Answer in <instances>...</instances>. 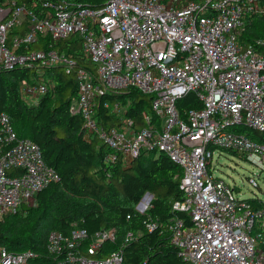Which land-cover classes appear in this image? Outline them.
<instances>
[{"label": "built area", "instance_id": "built-area-1", "mask_svg": "<svg viewBox=\"0 0 264 264\" xmlns=\"http://www.w3.org/2000/svg\"><path fill=\"white\" fill-rule=\"evenodd\" d=\"M41 2L48 5L45 12L15 1L0 5V71L39 61L70 72L72 61L64 53L29 45L42 36L59 40L78 31L96 67L94 72L77 69V95L69 104L70 113L82 120L84 137L98 136L108 146L107 163L160 150L182 168L183 198L173 202V209L186 212L191 224L182 218L165 224L145 219L146 228L169 234L191 264H264V207L239 197L211 167L215 148H220L264 171V142L238 131L245 125L264 131V35L253 43L240 42L251 19L264 15V0H105L99 8L35 0ZM23 23L26 32L9 43V31ZM49 88L42 76L20 85L30 103ZM131 88L152 96L151 111L160 124L147 111L140 124L126 114L120 99L105 98ZM189 92L200 106L182 116L177 102ZM108 109L117 116L115 125L104 123L101 111ZM58 180L39 144L20 137L10 114L0 111V218L32 204ZM249 181L259 186L255 176ZM150 194L137 204L139 212L150 207ZM135 237L129 232L126 241ZM114 239L115 229L93 235L83 228L69 234L55 230L47 250L56 264H123L122 250L98 257ZM34 255L1 246L0 264H29Z\"/></svg>", "mask_w": 264, "mask_h": 264}, {"label": "trees", "instance_id": "trees-1", "mask_svg": "<svg viewBox=\"0 0 264 264\" xmlns=\"http://www.w3.org/2000/svg\"><path fill=\"white\" fill-rule=\"evenodd\" d=\"M12 1L25 3L42 12L48 9L47 4L35 3V0H0V5L9 6ZM47 1H64L71 8H99L105 0ZM27 29L26 23L14 26L8 34L9 43L15 35L25 33ZM263 35L264 15L255 16L247 24L240 42L253 43ZM29 46L32 50L55 49L64 53L71 59L72 69L67 72L58 64L42 66L35 61L31 66L22 64L1 70L0 111L10 114L20 137L30 138L39 144L45 161L58 172L59 180L38 193L37 206L24 205L17 212L0 218V247L11 252L32 250L35 255L29 264H56V258L47 250L49 236L43 238L42 235L45 225L50 230L66 234L74 228L86 229L89 235L115 229V239L104 244L98 257L122 250L123 264H191L182 258L169 234L161 233L159 229L149 231L144 223L145 219L165 224L173 218H182L187 225L191 224L186 212L173 209V202L183 198L179 186L182 168L160 150H143L129 162L119 157L107 163L108 146L100 142L98 136L86 139L81 118L69 111V104L77 95V69L85 67L94 72L96 68L84 52L82 35L76 31L59 40L46 35ZM23 50L24 47L20 51ZM40 76L50 83L49 92L38 102L30 103L22 96L20 85L24 79ZM105 98L120 99L127 108L126 114L134 116L140 124L143 123V111L151 113L153 121L160 124L151 111L150 94L131 88L107 94ZM177 106L185 116L188 109L198 107L200 103L195 93L189 92L178 100ZM101 113L105 124L112 126L117 123L112 109ZM238 131L264 142V131L247 125L238 127ZM147 192L153 197L150 207L141 213L136 206ZM247 201L254 207H264V201L257 197L247 198ZM129 232L136 237L126 241Z\"/></svg>", "mask_w": 264, "mask_h": 264}, {"label": "rangeland", "instance_id": "rangeland-1", "mask_svg": "<svg viewBox=\"0 0 264 264\" xmlns=\"http://www.w3.org/2000/svg\"><path fill=\"white\" fill-rule=\"evenodd\" d=\"M100 142L103 141L100 140ZM211 167L216 177L224 179L232 187H235L239 197L246 199L260 197L264 201V171H261L253 162L242 155L215 148ZM249 176H255L259 186H253L249 181ZM37 205L36 201L30 204V206ZM43 230V238L48 237L53 231L48 225H45Z\"/></svg>", "mask_w": 264, "mask_h": 264}, {"label": "water", "instance_id": "water-1", "mask_svg": "<svg viewBox=\"0 0 264 264\" xmlns=\"http://www.w3.org/2000/svg\"><path fill=\"white\" fill-rule=\"evenodd\" d=\"M148 194H149V193L147 192L142 198L145 199V198L148 196ZM152 197H153V195L150 194V196H149V198H148V201H150Z\"/></svg>", "mask_w": 264, "mask_h": 264}]
</instances>
